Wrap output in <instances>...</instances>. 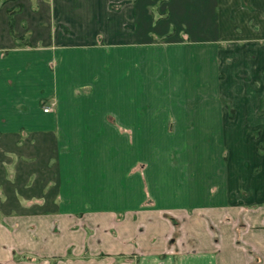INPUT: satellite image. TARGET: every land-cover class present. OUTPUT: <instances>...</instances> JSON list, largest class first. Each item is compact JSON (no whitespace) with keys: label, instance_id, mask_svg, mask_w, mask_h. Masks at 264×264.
Instances as JSON below:
<instances>
[{"label":"crops","instance_id":"obj_1","mask_svg":"<svg viewBox=\"0 0 264 264\" xmlns=\"http://www.w3.org/2000/svg\"><path fill=\"white\" fill-rule=\"evenodd\" d=\"M225 101L264 122V0H0V264H264Z\"/></svg>","mask_w":264,"mask_h":264},{"label":"rangeland","instance_id":"obj_2","mask_svg":"<svg viewBox=\"0 0 264 264\" xmlns=\"http://www.w3.org/2000/svg\"><path fill=\"white\" fill-rule=\"evenodd\" d=\"M207 28L208 26L203 23V20H172L170 24H166L163 22L158 26L159 28H162L163 31H167L169 28L170 34L173 35L174 33L177 34L179 37L188 36V37H194L197 38L198 36L202 35V31H204V28ZM210 33V31H208ZM174 36V35H173ZM192 38V39H194ZM163 39H168L165 36ZM225 44L222 45V48H225ZM248 77L249 74H248ZM224 76H222L223 80ZM249 81L251 83V80L249 78ZM254 85L257 86L259 85V82H254ZM222 103V102H221ZM227 110L231 113L232 119L228 121L231 127L233 128H238V126L241 128V134L240 136L232 137L229 138L230 142L233 144H238L241 146L242 149L248 150L245 153L243 152V158L238 161V163H235L237 167H240L237 169L241 172L239 173V181L243 184V188L241 190L242 197L246 198L248 197L247 195L250 194V191L248 188V183L253 180L254 177L260 176L262 174V171H264V122L257 121L258 126L254 127L251 125V121L248 122H242L236 119V113L235 110L232 109V105L228 103V101L224 102V105ZM262 111L264 113V107H262ZM263 118V117H261ZM260 118V119H261ZM264 119V118H263ZM241 123H245L248 125H242ZM201 139V138H200ZM206 139V138H204ZM211 141L213 138H210ZM222 139V138H221ZM166 142H162L161 138L158 136H153V137H147V144L149 146H159L160 144H165ZM230 143V144H231ZM222 145V141H221ZM251 153V154H250ZM221 156V160L223 161V166L226 168L227 173L230 176H233L234 174V168L231 167V152H229V149L227 151L221 149V152L219 153ZM252 158L256 159V162H252ZM254 161V160H253ZM233 172V174H232ZM237 175V176H238ZM234 177V176H233Z\"/></svg>","mask_w":264,"mask_h":264},{"label":"built area","instance_id":"obj_3","mask_svg":"<svg viewBox=\"0 0 264 264\" xmlns=\"http://www.w3.org/2000/svg\"><path fill=\"white\" fill-rule=\"evenodd\" d=\"M48 112H50V108L49 107H45L44 109H43V113H48Z\"/></svg>","mask_w":264,"mask_h":264}]
</instances>
